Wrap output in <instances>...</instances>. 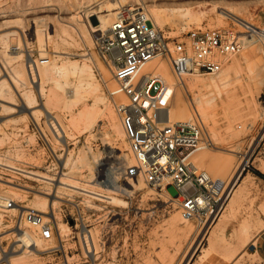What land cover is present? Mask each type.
Segmentation results:
<instances>
[{
    "label": "rangeland",
    "instance_id": "374dc122",
    "mask_svg": "<svg viewBox=\"0 0 264 264\" xmlns=\"http://www.w3.org/2000/svg\"><path fill=\"white\" fill-rule=\"evenodd\" d=\"M102 1L91 0L89 3L90 0H83L86 2L84 4L86 11L78 9L75 12L71 6L75 0H0V35L17 31L13 37L0 39V57L6 55L5 58L8 57L9 63L14 66L21 63L26 65L28 56L35 60L48 61L56 58L58 65L62 64V61L85 63L90 64L98 73L93 57L95 55L101 65L109 71L111 80L118 87L111 66L99 54L97 40L102 34L92 29V26L98 24V16L93 15L92 11L95 10V5ZM162 3L177 4L193 17L195 15L197 19L195 17L188 19L186 18L188 15H181L168 17L167 21L157 25L171 39L193 29L235 26L242 30L235 24L234 19L221 13L228 9L227 7L237 9L241 19L264 28V0H158L150 3V9L153 8V4ZM74 14L75 18L69 21L73 30L68 33L61 28V24H68L63 19ZM37 19L39 22L35 23ZM254 37L251 38L253 42L247 43L240 54L223 59L222 72L217 76H193L186 77L189 79L185 80L193 97L195 109L201 115L214 143L213 148L192 152L187 162L193 163L198 171L207 172L213 180L219 179L225 183L221 200L223 204L218 216L213 221L201 223L183 219L178 205V194L171 186L155 191L147 186L142 178L129 177L133 186H126L125 171L127 166L134 162L127 163L123 157L127 155L132 161L134 158L115 104L127 100H120L102 85L103 93L107 101L109 100L112 113L110 117L102 105L92 106L91 98H86L84 102L83 99L78 100L69 96L66 88L69 85L65 86L62 83L67 79L71 80L72 74H55L50 79L43 80L41 95L38 89H34L33 84L29 83L25 73L21 77L24 86H17L18 92L32 91L35 97L34 105L45 103L47 110L67 129L68 144L67 146L61 144L51 128L40 122L41 129L52 139L57 155H60L59 159L52 154L46 141L37 137L27 115L22 116L17 111H2L0 117L5 122L0 133V177L31 188L35 192H19L1 184L0 192L9 193L14 198L19 195L15 201L20 206L35 209L34 203L38 194L36 191L45 189L44 182L41 178L36 180V177H30L29 174L14 168L48 177L56 174V181L63 178V183L71 184L65 185L66 190L59 189L62 193L59 195L60 198L55 200L60 202L53 206V210L60 217V225L63 224L68 231L62 233V242L57 237L45 241L33 227L22 221L20 228L33 232L41 245L37 247V253H30L33 257L25 256L23 260L26 261H23L19 258L21 256H17L20 249L17 247L19 242L15 241L14 233L15 228L19 226L18 222H15L19 213L0 210L1 245L6 251L12 249L16 251L11 261L14 260L16 264H264V250L252 248L251 245L264 227V190L259 187L257 178L255 179L256 176L251 170L256 169L264 174L261 171L264 170V155L259 153L262 148L260 139L264 134V38ZM4 41L10 47L5 48L2 45ZM15 47H18L17 51L21 56L11 62L12 49ZM88 57L91 60H88ZM158 58L165 63L172 75L166 61ZM47 65L49 63L41 64L42 67ZM3 66L6 69V66ZM220 77H225L227 81L221 83ZM210 81H216L218 86L209 89L206 85ZM175 84V89L172 88L174 98L176 91H179L181 103L190 107L185 98L186 94L178 88L176 80ZM17 95L18 93L11 92V98L15 103L18 102ZM54 98H58V101L56 102L57 99ZM174 104L175 100L172 107ZM89 109L91 112H87ZM190 109L193 115V110L191 107ZM85 111L88 113L86 118L82 116L85 114L80 113ZM35 116L42 118V111H38ZM94 120L97 122L94 123ZM87 121L90 123L87 124ZM112 123L119 124L124 134L122 139L115 138L111 132ZM21 126L28 131L29 144L33 146L30 149L24 148L23 139L17 133L19 131L17 128ZM83 151H86L89 157L91 153L97 155L99 161L105 165L100 167L98 163H93L90 174L85 161H73V164L69 163L66 167L58 162L68 153L76 156ZM121 155L123 157L118 159ZM242 162H249V167L243 171L240 170ZM51 168H54V171L50 170ZM233 172L236 174L232 178ZM62 173H67L68 176H63ZM111 181L115 186L129 192L115 190L111 187ZM82 188L84 190H81ZM107 197H114L117 200L112 201ZM74 213H80L84 224L91 229L96 240L97 249L90 256L74 243L69 235L70 230L65 225L64 215ZM176 215L180 217V221L178 225L172 227L169 220ZM8 218L12 221H7ZM0 264H5L1 251Z\"/></svg>",
    "mask_w": 264,
    "mask_h": 264
},
{
    "label": "built area",
    "instance_id": "2783aa9c",
    "mask_svg": "<svg viewBox=\"0 0 264 264\" xmlns=\"http://www.w3.org/2000/svg\"><path fill=\"white\" fill-rule=\"evenodd\" d=\"M113 1L117 6L115 17L107 35L98 38L97 46L100 56L112 68L118 90L127 98V102L115 104L134 158V164L127 166L125 175L131 179L142 178L155 191L171 186L178 194V205L184 220L199 223L213 221L222 208L224 187L220 188L207 172L198 171L187 162L192 152L213 148L214 143L201 115L195 109L185 80L193 76H217L222 72L223 59L240 54L246 39L254 36L264 38V28H256L240 19L235 24L242 30L235 26L193 29L171 39L155 25L150 14V3L158 0ZM156 57L166 61L178 88L186 94V101L193 110L189 120L171 122L170 109L174 103V94L157 74L137 76L140 68ZM34 61L32 56L28 57L27 69L30 75L34 71ZM41 63H48V59H42ZM24 106L26 104L23 99L18 97L15 108ZM35 109L41 108L36 104ZM42 115L37 120L33 113L27 114L30 126L39 139H44L39 122H44L50 128L57 121L56 116L50 112L43 110ZM17 129L24 148H32L28 131L22 126ZM260 141L262 148L259 153L264 155V134ZM246 167H249V162L241 170ZM50 170L54 171V168ZM46 177L41 178L45 189L39 193L47 198L51 195L59 197L61 193L59 186L55 185L56 174ZM0 210L18 211L15 221L19 224L17 228L25 221L42 240L49 241L57 237L62 241L54 210L52 215L33 208L21 210L20 204L7 194H0ZM64 218L74 243L84 251L89 250L92 232L84 224L80 213L69 216L65 214ZM7 221L12 219L8 218Z\"/></svg>",
    "mask_w": 264,
    "mask_h": 264
},
{
    "label": "bare ground",
    "instance_id": "6f19581e",
    "mask_svg": "<svg viewBox=\"0 0 264 264\" xmlns=\"http://www.w3.org/2000/svg\"><path fill=\"white\" fill-rule=\"evenodd\" d=\"M96 2H97V0H96ZM85 3L86 2H83V0H75V2L71 6L74 8L75 12H77L78 9H83L82 11H86V8H85V5H84ZM89 3H91V0H90ZM90 5H92V4H90ZM95 7H96L95 10H93L92 12H93V15L96 14L98 16V24L92 26V29H93L94 32L101 33L103 36H105L108 33V30H109V28H110V26L112 24V20L115 17V14H116L115 10L117 9L116 3L115 2H111V0H103L101 3L100 2L97 3L95 5ZM152 7L153 8L150 9V14H151V16L153 18V21H154V23L156 25H161L163 23V21H165L168 17H176V16H181V15H185V16L188 15V17H186L188 19L189 18L192 19V17H193L192 14L189 13L186 9L183 10L182 8L179 7V5L174 4V3H170V4H167V3L153 4ZM227 8L228 9H224L221 12L224 16L232 18L235 21L236 20L238 21V20L241 19L238 16V14H237V12H238L237 9H229V7H227ZM74 16H76V15L74 14L71 17L66 16L63 19L64 22L68 23V24H61V28L64 31L68 32L70 30H73V28L70 25L69 21L71 19L73 20V18H75ZM194 17H195V15H194ZM40 19H42V18H40ZM195 19H196V17H195ZM34 22L37 23V22H39V20L38 21L35 20ZM189 22H190V20H189ZM187 27H189V26H187ZM256 28H257V26H256ZM16 32L17 31H10V32L3 33V34L0 35V39L4 40L5 38L10 37L12 35L15 36ZM68 33H66V35ZM249 42H253V40L249 39V41L246 42V45ZM2 45H4L5 48L10 47L5 41H4V43ZM246 45H245V47H246ZM17 48L18 47H15V48L12 49L13 50L12 51L13 55H12V57L10 56L11 57L10 58L11 62L13 60L19 59L20 56H21L19 51H17ZM81 56H83V55H81ZM5 57H6V55L4 57H0V113L2 111H4V110H8V111L10 110V111H17L22 116L27 115V114L31 115L32 113L35 116L36 113H38V111H43L44 110L45 112H49V110H47V107L45 106V103L37 104L41 109H35L36 105L33 104L35 102V97H34V94H32V91H31V93L30 92H27V93H24V92L21 93L20 92L21 94H18V97L23 99V101L26 104V106L20 107L18 109L15 108L16 103L13 102V100L11 98V92L14 91L17 94V91H18L17 90V86L24 84V82L22 81L21 77L25 73H26L25 75L27 76V78L29 80V83L33 84L34 89L35 88H36V90L38 89V92L41 95L43 94V85H42L43 80L50 79L55 74L56 75H59V74L67 75L68 73L72 74L73 77H72L71 80H68V79L66 80L65 79L66 82L62 83L65 86L69 85L68 86L69 88L66 87L68 89L69 96L74 98V99H78V100L79 99L80 100L83 99L84 102L86 101V98H88V97L91 98L92 106L102 105L103 108H105L107 110V113H108V115L110 117L112 115L111 109H110V104L108 102L109 100L107 101V98H106L105 94L103 93V89L104 88L102 89V85L103 86L105 85L107 87V89L110 91V93L113 94V95H116L120 100H123V101L127 100V98L124 96V94H122L118 90V87H116L114 82L111 80V76H110L109 71L101 65L100 61L98 60V58L95 55L93 57L96 60V64H97V69L96 70H97L98 73H96V71L94 70V68H92L90 66V64L89 65H87L85 63H83V64H79L78 63L77 64L75 62L69 63V61L67 63L66 62L63 63L64 61H62V64L58 65L57 64V62H58L57 59L56 58H52L51 61L50 60L48 61L49 65H47L46 67H42L41 66V64H42L41 63V59L35 60L34 61L35 62V66H34V71H33L32 75H30V72H29V70L26 67L27 63L25 65V64L20 62L21 64H18V65L14 66V64L9 63V58L8 57L5 58ZM91 58H92V56H91ZM26 60H28V58ZM88 60H91V59H89V57H88ZM3 65L6 66V69L4 68ZM1 68H2V75H1ZM151 70L155 71L154 73H156L158 75V77H160V79L169 86V89L172 90V88H174L176 86L175 78L169 73L165 63L164 62L162 63V61L158 57H156L152 61L146 63L144 66H142L140 68V70L138 71L137 76L138 77H144L147 74H149V71H151ZM220 81H222L221 83H225L227 81V79L225 77H220ZM34 83H38V85L34 84ZM64 85H62V86H64ZM62 86H60V87H62ZM206 86L209 87V89H212L214 87H217L218 83L216 81H210V82H208V84ZM21 89H24V88L21 87ZM28 91H30V90L28 89ZM88 94H90L91 96H88ZM180 96L181 95H180L179 91H176L175 98H174L175 104L170 109V120H171V122H179V121L189 120L191 118V116H192V111H191L190 107H186V106H184L181 103ZM60 98H61V96H60ZM54 100H56V102H57L58 98H54ZM98 107H96V108L98 109ZM90 109H92V107ZM90 109L87 112H89ZM83 112H80V113H81V115L85 114V115H82V116H85L84 118H86L88 113H86V111H85V113H83ZM80 113H79V115H80ZM97 116L98 115L95 116L96 119L98 118ZM84 118H82V119H84ZM36 119L40 120L41 117L40 118L36 117ZM91 119H95V118H91ZM97 120H94V123L97 122ZM4 122L5 121L0 117V133H1V130H2L1 127H2ZM89 123L90 122L87 121V124H89ZM50 128H51L55 138H57V140L61 144H63L64 146H67V144H68V140H67L68 131L64 127V125L61 123V121L60 122H59V120L56 121L55 124H54V127L50 126ZM111 132L116 136L115 138L122 139V137L124 136V134H123V132H122V130H121V128H120L118 123H112ZM43 134H44L43 138L46 141V143L48 144V147L50 148V150L52 151V154L56 155V157H59V159H60V155H57V150L55 149L56 148L55 145H53L54 143H53L52 139H50V137L48 136V134L45 133V131H43ZM110 136H112V135H110ZM109 139L111 140V138H109ZM90 151H91V149H90ZM121 157H123V156L122 155L119 156L118 159H120ZM189 157H190V155L188 156V158ZM124 158H125V161L127 163H133L134 162L130 158H128L127 155H125L123 157V159ZM196 158H198V156L195 157V159ZM202 158L201 159L199 158V159L202 160ZM73 161L74 162L75 161H82V162L85 161L86 162L85 164H86L90 174H91V171H92V167L91 166L93 165V163H98L100 167L102 165H105L103 162L99 161V158H98L97 155L91 153V157H89L86 151H83L82 154L80 153V154H77L76 156H73V155L68 153V155H66L65 158H63L62 160H59L58 162L63 167H66L69 163L73 164ZM214 161H216V160H214ZM212 163H213V161H212ZM220 163H222V162L220 161ZM191 164L194 165L193 163H191ZM244 164L245 163H243L241 165V169L243 168ZM211 165H210V167H211ZM94 166H95V164H94ZM218 166H220V164H218ZM215 167H217V166H215ZM11 168H13V167H11ZM217 168H215V169H217ZM225 168H227V165H226ZM14 169L22 171V172H25V173L29 174L30 177H36V180H40L39 178H47L46 176H43V175L38 174V173H33V172H30V171H26V170H22V169H18V168H14ZM224 169H223V172H224ZM218 170H220V169H218ZM218 170H217V172H218ZM211 171H213V170H211ZM220 172L222 173V171H220ZM218 174H219V172H218ZM233 174H234V172L231 174L232 178L234 177ZM62 175L63 176H68L67 173H62ZM215 175H217V174H215ZM218 176H220V175H218ZM70 177H72V175ZM62 181H63V178H60V181H56L55 185H57V183H60L62 185L64 184V186L59 185V189L60 190H63V189L66 190L67 188L65 187V185L66 186H70L71 183H67V182L63 183ZM124 181L127 183L126 186H128V187L129 186L130 187L133 186L132 183H131V179H129L128 177H125ZM111 183H112L111 187L114 188L115 190H119V191H122L124 193H128L129 192L127 189H121L120 187L115 186L112 181H111ZM216 183H217V185L220 188H222V187L225 188V183L221 182V180L217 179ZM0 184L8 186L10 188H13L15 190H18L19 192H27L28 193V192L34 191L31 188H28V187L22 186V185H18V184H14V183H12V181L4 180L1 177H0ZM75 185H71V186H75ZM81 190H84V189L82 188ZM36 192L38 194H36L35 203H34L35 204V206H34L35 210H37V211H39L41 213H44V214L49 213L50 215H52L53 206H55V204L60 202V201L55 200V198L58 199L60 197H54L53 195H51L49 198H47V197L41 195L39 193V191H36ZM0 194H5V193L0 192ZM7 195L12 197L13 199L18 198V196H19V195H17V197L14 198L13 195H11L9 193ZM107 198L112 200V201L117 200L114 197H107ZM75 207H77V205ZM20 208L22 210V209H27L29 207L20 206ZM11 211H17V210H11ZM54 216H55V218H56V220L58 222L59 228L61 230V234L65 233L66 231H68L65 227H63L64 225L62 223L61 224L63 226L60 225V223H59V222H61L60 217L55 212H54ZM179 221H180V217L178 215H176V216H174L173 218H171L169 220V225L174 227V226L178 225ZM14 233H15V236H16V240L15 241L19 242L17 247L20 249L19 250L20 253L17 254V256H21V257H19L20 259L23 260L24 257L25 256H29L30 253L34 254V253L38 252L37 247L41 246V245H39V239L35 236V234L33 232H30L27 229L15 228V232ZM53 239H51V240H53ZM60 242H62V241L60 240ZM14 244H16V243H14ZM96 246H97L96 240L94 238V235L92 234V239L90 241V249L89 250H85L86 253H88L89 256H90L94 251H96V249H97ZM0 251L3 254V259L5 261V264H16L17 263V262L14 263L13 262L14 260L11 261V257L16 254V251L14 249L9 250V251H6L5 249H3L2 245H1V238H0ZM13 257H15V256H13ZM31 257H33V256H31ZM23 261H26V260H23ZM67 262H68V260H67Z\"/></svg>",
    "mask_w": 264,
    "mask_h": 264
},
{
    "label": "crops",
    "instance_id": "0c3cea01",
    "mask_svg": "<svg viewBox=\"0 0 264 264\" xmlns=\"http://www.w3.org/2000/svg\"><path fill=\"white\" fill-rule=\"evenodd\" d=\"M261 171L264 172V170H261ZM255 176H256L255 179L257 178V181H258L257 183L259 187L264 190V179L257 175ZM251 245H252V248H257V249L260 248L261 250L262 249L264 250V227L259 231L256 239L253 242H251Z\"/></svg>",
    "mask_w": 264,
    "mask_h": 264
},
{
    "label": "trees",
    "instance_id": "16d2710c",
    "mask_svg": "<svg viewBox=\"0 0 264 264\" xmlns=\"http://www.w3.org/2000/svg\"><path fill=\"white\" fill-rule=\"evenodd\" d=\"M252 172H253L255 175H257V176H259V177H261V178L264 179V174H262L260 171H258V170H256V169H252Z\"/></svg>",
    "mask_w": 264,
    "mask_h": 264
}]
</instances>
